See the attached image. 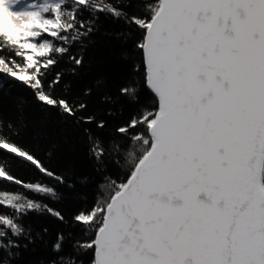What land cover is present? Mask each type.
<instances>
[{"label": "snow or ice", "instance_id": "snow-or-ice-1", "mask_svg": "<svg viewBox=\"0 0 264 264\" xmlns=\"http://www.w3.org/2000/svg\"><path fill=\"white\" fill-rule=\"evenodd\" d=\"M101 16L126 25L118 37L138 33L141 79L120 95L139 104L142 84L154 97L107 143L92 130L109 125L89 110L91 90L73 96L64 73L53 75L66 58L72 72L83 64L70 48L99 31ZM20 87L88 125L97 164L115 156L129 167L91 208L66 216L44 201L68 194L14 172L28 165L70 192L74 184L20 143L22 119L0 114V264L40 244L50 256L38 264H264V0H0V106ZM31 213L64 228L49 242L48 228L25 223Z\"/></svg>", "mask_w": 264, "mask_h": 264}, {"label": "trees", "instance_id": "trees-1", "mask_svg": "<svg viewBox=\"0 0 264 264\" xmlns=\"http://www.w3.org/2000/svg\"><path fill=\"white\" fill-rule=\"evenodd\" d=\"M126 31L129 30L123 23L115 22L111 17L101 16L99 31L82 47L74 45L70 48L71 54L83 56V64L72 72L70 69L74 65L66 58L53 70V75L57 71L64 73L63 79L71 85V95L79 97L91 90V95L87 97L89 110L109 125L103 131L95 129L94 126L92 130L103 136L105 143L111 137L114 127L127 122L136 114L139 106H151L154 100L153 94L142 84L139 86V104L129 101L119 93L122 85L133 80L139 81L140 72L143 70L141 53L135 47L138 33L127 38L116 35ZM49 78L51 79V76ZM99 80L103 81V85L97 87ZM105 96H110L112 102H102ZM16 100L24 101L22 111L17 110ZM109 110L112 115L107 114ZM0 114L5 120L22 119L27 127L20 143L30 147L50 169L65 175L66 179L74 184L75 188L70 192L28 165H20L14 172L21 180L55 185L59 191L68 194L67 198L60 202L44 201L49 206L61 210L66 216H70L78 208H91L98 197L105 195L107 189L104 185L109 178L119 183L128 175L129 165L123 159L117 165L113 162L115 156L104 166L97 164L89 151V141L84 131L89 126L77 125L57 113L45 111L27 88H18L14 100L5 99L0 106ZM11 190H18L17 186L11 185ZM25 223L32 224L36 230L48 228L49 232L45 238L49 242L55 240L57 231L64 228V225L47 214L31 213L25 218ZM48 256L50 244L48 248L43 244L30 246L29 250L23 252L19 264H38L42 258Z\"/></svg>", "mask_w": 264, "mask_h": 264}]
</instances>
